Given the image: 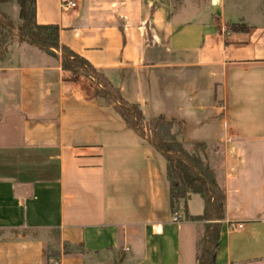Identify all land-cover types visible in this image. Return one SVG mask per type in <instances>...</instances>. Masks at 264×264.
<instances>
[{
    "label": "crops",
    "instance_id": "1",
    "mask_svg": "<svg viewBox=\"0 0 264 264\" xmlns=\"http://www.w3.org/2000/svg\"><path fill=\"white\" fill-rule=\"evenodd\" d=\"M36 2L37 22L59 25L61 45L148 119L180 121L183 141L210 144L226 191L215 264H264V0ZM3 9L19 17L16 4ZM92 94L60 59L17 37L7 46L0 264H196L203 222L184 203L173 220L165 158ZM186 209L203 214L201 196Z\"/></svg>",
    "mask_w": 264,
    "mask_h": 264
},
{
    "label": "trees",
    "instance_id": "2",
    "mask_svg": "<svg viewBox=\"0 0 264 264\" xmlns=\"http://www.w3.org/2000/svg\"><path fill=\"white\" fill-rule=\"evenodd\" d=\"M16 4L20 8L21 23L15 26L4 5ZM243 24H231L230 31H248ZM21 43L35 46L50 56L60 59L62 70L72 77L90 81L92 98L113 107L127 128L151 144L166 160V175L170 188V204L173 213L181 203L185 205L186 218L203 222L196 242V264H215L222 223L226 219V191L209 160L210 144L185 142L180 121L168 120L163 115L148 119L137 104L128 102L120 90L87 60L60 43V27L57 24L37 22L36 0H0V60L7 53L11 37ZM60 53V56L58 55ZM200 195L204 202L203 214L192 216L186 209L191 195ZM79 250H83L79 247ZM50 256L59 255L47 247Z\"/></svg>",
    "mask_w": 264,
    "mask_h": 264
},
{
    "label": "built area",
    "instance_id": "3",
    "mask_svg": "<svg viewBox=\"0 0 264 264\" xmlns=\"http://www.w3.org/2000/svg\"><path fill=\"white\" fill-rule=\"evenodd\" d=\"M74 7H76V3L74 1H69L67 3H64L65 9H70V8H74ZM179 219H180L179 214L177 212L173 213V220L177 222V221H179ZM232 228H233V230H240V229H243L244 226L242 224L232 225ZM153 229L155 230V232L160 233L162 230V227L160 225H158V226L153 227ZM125 251H129V249H125Z\"/></svg>",
    "mask_w": 264,
    "mask_h": 264
},
{
    "label": "rangeland",
    "instance_id": "4",
    "mask_svg": "<svg viewBox=\"0 0 264 264\" xmlns=\"http://www.w3.org/2000/svg\"><path fill=\"white\" fill-rule=\"evenodd\" d=\"M12 5H14V4H12ZM9 6H11V4H9ZM18 6V5H17ZM18 10H19V12H20V8H19V6H18ZM5 11V10H4ZM7 14H8V12H6ZM8 15H10V14H8ZM11 16V15H10ZM11 18H12V16H11ZM12 21H13V23H14V25L15 26H18L20 23H21V20H20V17H18V18H16V19H14V18H12ZM15 35L13 36V37H11V39H10V41H9V44L15 39ZM16 41V40H15ZM157 114V113H156ZM150 115V118H154V117H157L158 115ZM210 154H211V150H210V152H209V160H210ZM200 229H202V225H201V228Z\"/></svg>",
    "mask_w": 264,
    "mask_h": 264
}]
</instances>
